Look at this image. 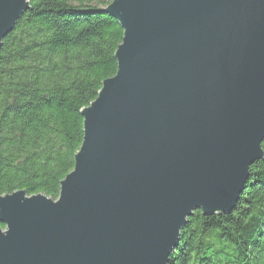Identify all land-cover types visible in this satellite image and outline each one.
<instances>
[{"label": "water", "instance_id": "obj_1", "mask_svg": "<svg viewBox=\"0 0 264 264\" xmlns=\"http://www.w3.org/2000/svg\"><path fill=\"white\" fill-rule=\"evenodd\" d=\"M29 0H0L2 40ZM116 72L81 109L56 199L0 195V264H168L194 210L263 158L264 0H112Z\"/></svg>", "mask_w": 264, "mask_h": 264}, {"label": "trees", "instance_id": "obj_2", "mask_svg": "<svg viewBox=\"0 0 264 264\" xmlns=\"http://www.w3.org/2000/svg\"><path fill=\"white\" fill-rule=\"evenodd\" d=\"M111 1L29 0L3 38L0 195L58 197L82 141L81 109L116 72L122 29L102 11ZM168 264H264V157L234 209L187 217Z\"/></svg>", "mask_w": 264, "mask_h": 264}]
</instances>
